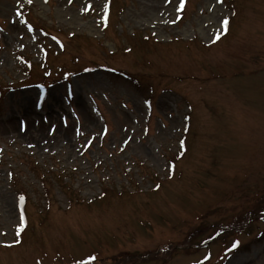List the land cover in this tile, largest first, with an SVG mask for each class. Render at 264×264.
Masks as SVG:
<instances>
[{"label": "rangeland", "instance_id": "obj_1", "mask_svg": "<svg viewBox=\"0 0 264 264\" xmlns=\"http://www.w3.org/2000/svg\"><path fill=\"white\" fill-rule=\"evenodd\" d=\"M6 85L0 264H264V0H0Z\"/></svg>", "mask_w": 264, "mask_h": 264}, {"label": "snow or ice", "instance_id": "obj_2", "mask_svg": "<svg viewBox=\"0 0 264 264\" xmlns=\"http://www.w3.org/2000/svg\"><path fill=\"white\" fill-rule=\"evenodd\" d=\"M45 2H46V0H45ZM28 3L31 4L32 3V0H28ZM169 3H171V0H169ZM89 7H90V5H89ZM181 8H183V5H181ZM223 24L226 26L228 24V21H226V20L223 21ZM53 39H55V38H53ZM21 219H23V218L21 217ZM237 246H238V242L237 243H234L233 248H235Z\"/></svg>", "mask_w": 264, "mask_h": 264}]
</instances>
